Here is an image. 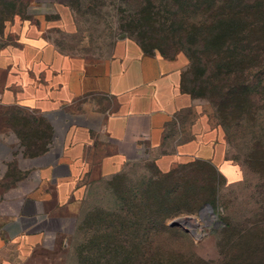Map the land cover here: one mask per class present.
Wrapping results in <instances>:
<instances>
[{
  "label": "rangeland",
  "instance_id": "374dc122",
  "mask_svg": "<svg viewBox=\"0 0 264 264\" xmlns=\"http://www.w3.org/2000/svg\"><path fill=\"white\" fill-rule=\"evenodd\" d=\"M29 1L0 0V21L13 13L30 17L35 10L29 8ZM57 1L67 8V3L71 4L74 14L69 10L75 26L71 33L59 29L50 31V40L70 58L100 63L110 57L114 43L123 36L133 42V39L142 40L153 55L179 62L185 90L193 96L209 128L219 134L225 161L239 169L241 180L227 182L203 160L184 159L164 172L152 162L129 163L114 175L87 185L84 199L71 208L77 216L65 215L61 221H53L49 224L50 233L62 230L68 245L77 232L78 222L85 219L84 228H92L122 206L128 210L137 205L140 211L133 212L129 230H136L143 216L157 222V212L167 214L164 226L168 228L176 219L197 221V227L173 228L175 230L171 232L151 230L148 226V238L142 241L156 246L160 258L189 264L220 260L233 244H237L234 235H238L246 222L264 220V14L259 17L254 12L250 14L249 25L256 23V27L252 25L253 28L246 31L245 40L252 54L233 65L231 52L226 51L213 35L203 37L198 34L194 38L178 35L174 38L172 31L157 24L166 23L173 14L159 4L156 5L158 9L155 7L152 11L134 0ZM43 9L49 20L56 19L51 6L44 5L40 10ZM154 22H157L155 26ZM80 104L78 101L72 110L48 115H37L18 107H0V213L12 217L10 213L21 209L17 204L29 184L15 186L14 181L34 178L38 165L56 162L69 133L80 127L95 126V121L86 120ZM99 106L103 107L104 103ZM98 139L101 144L102 138ZM34 145L38 149L43 147L46 156L34 158L32 153L29 154V148ZM99 155L89 152L85 157L95 161ZM149 179L161 182L156 186L158 193L155 188L149 189ZM178 185L181 188L174 192ZM166 189L172 193H164ZM192 195L207 202L198 207L193 198L189 202ZM205 206L211 208L213 215L205 214L200 219L199 211ZM227 226H230V232L223 234ZM191 229L197 237L189 233ZM81 238V234L75 236L72 250L75 248L76 252L73 251L68 264H83L84 254L78 255ZM87 263L103 264L93 258Z\"/></svg>",
  "mask_w": 264,
  "mask_h": 264
},
{
  "label": "crops",
  "instance_id": "0c3cea01",
  "mask_svg": "<svg viewBox=\"0 0 264 264\" xmlns=\"http://www.w3.org/2000/svg\"><path fill=\"white\" fill-rule=\"evenodd\" d=\"M47 4L57 16L52 21L40 10ZM28 5L35 10L30 17L13 13L0 21V107L48 115L80 101L86 120L96 124L69 133L57 161L38 165L34 178L13 182L29 189L12 217L0 213V264H65L62 230L50 233L49 224L77 216L71 208L84 199L87 185L129 163L152 162L164 172L184 159L203 160L227 182L241 180L239 169L225 161L217 131L181 92L179 62L145 54L128 37H120L100 63L70 58L49 34L73 32L69 8L57 0ZM89 152L100 158L87 159Z\"/></svg>",
  "mask_w": 264,
  "mask_h": 264
},
{
  "label": "trees",
  "instance_id": "16d2710c",
  "mask_svg": "<svg viewBox=\"0 0 264 264\" xmlns=\"http://www.w3.org/2000/svg\"><path fill=\"white\" fill-rule=\"evenodd\" d=\"M135 2L147 5L152 11L158 9L159 4L165 10L172 11L171 18L166 20V23L160 24L162 28L172 31L174 38L177 36H191L194 38L198 34L205 37L207 34L213 35L216 40H220L226 51L231 52V61L233 65L240 64L244 58H249L252 54V49L246 47V33L253 27L250 24V14L255 13L259 17L264 14V0H134ZM68 7L74 14L71 4L67 3ZM162 4V5H161ZM167 14H169L167 12ZM248 30V31H247ZM247 31V32H246ZM208 36V35H207ZM129 38V37H128ZM132 39V38H131ZM141 50L148 55H153L146 47L145 43L140 39H133ZM162 58H167L161 56ZM189 58V62L192 60ZM181 92L187 94L193 100V96L184 88V78L181 80ZM36 144V143H35ZM29 154L33 157L42 155L45 151L43 147L38 149L36 146L29 148ZM201 161V160H200ZM211 167L214 173L219 172L207 161H204ZM149 189L155 188L158 193L157 185H160L157 179H149ZM181 185H186L182 183ZM181 187L175 186L174 192L179 191ZM146 192V191H145ZM143 196L146 197V193ZM169 192L166 189L164 193ZM148 193V192H147ZM172 193L171 191L169 194ZM165 195V194H164ZM198 204V207L207 202L195 195L188 198ZM123 207V206H122ZM119 208L115 214H109L108 217L100 219L92 228H84V222H78L75 231L76 234L82 236V246L79 247L78 255H83V264H88L90 258L101 261L103 264H189L185 261L173 263L160 258L156 246L148 244L143 239L147 240L146 228L150 226L151 230L174 231L173 228L164 226V222L168 217L167 214L160 215L158 212V221L152 222L150 218L142 217L140 224L135 230H129L130 218L134 217L137 210V205L131 206L130 209ZM144 208V205L141 206ZM197 209V208H196ZM162 216V217H161ZM261 216L258 215V218ZM92 224V223H91ZM155 228V229H153ZM151 230L149 233H151ZM230 232V226L223 230V234ZM64 239L67 237L63 232ZM75 236L70 238V243L66 245V251L63 254L64 263L68 264L71 254L73 255L72 245ZM236 236L237 244H233L230 251L225 252L220 260L208 264H264V220L255 222H246L245 226L239 230ZM67 240V239H66ZM76 252V251H75ZM121 260V261H120ZM193 264V263H192ZM196 264H203L196 262Z\"/></svg>",
  "mask_w": 264,
  "mask_h": 264
},
{
  "label": "water",
  "instance_id": "95a60500",
  "mask_svg": "<svg viewBox=\"0 0 264 264\" xmlns=\"http://www.w3.org/2000/svg\"><path fill=\"white\" fill-rule=\"evenodd\" d=\"M122 38H123V36H122ZM205 209H208V213L209 214H211V215H213L212 214V210H211V208L209 207V206H205L204 208H202L200 211H199V216H200V219H203L202 218V213L204 212V210ZM214 217V216H213ZM190 219H192V218H186V219H176V220H174V221H172L170 224H169V226L171 227V228H181V229H185V227H188V228H191L190 227V225L188 224V222L187 221H189ZM195 220V219H194ZM196 221V220H195ZM195 226H198V224H197V221H196V223H195ZM188 231V230H187ZM189 233L193 236V237H197V235L195 234V231L194 230H189Z\"/></svg>",
  "mask_w": 264,
  "mask_h": 264
},
{
  "label": "bare ground",
  "instance_id": "6f19581e",
  "mask_svg": "<svg viewBox=\"0 0 264 264\" xmlns=\"http://www.w3.org/2000/svg\"><path fill=\"white\" fill-rule=\"evenodd\" d=\"M205 214L211 215V214L208 213V209H205L204 212L202 213V215H205ZM187 222H188V224L190 225L191 228L197 227V226H195L196 221L194 219H190Z\"/></svg>",
  "mask_w": 264,
  "mask_h": 264
}]
</instances>
